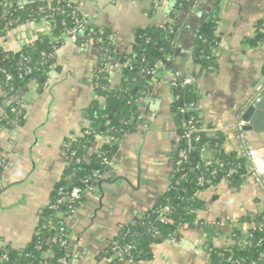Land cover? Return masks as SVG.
Here are the masks:
<instances>
[{"label": "crops", "instance_id": "obj_1", "mask_svg": "<svg viewBox=\"0 0 264 264\" xmlns=\"http://www.w3.org/2000/svg\"><path fill=\"white\" fill-rule=\"evenodd\" d=\"M50 1V0H48ZM88 22L110 31L114 56L104 68L109 88L123 83V64L118 54L128 53L139 28L174 25L173 48L166 55L169 66L156 64L158 78L147 80L149 89L138 100L134 128L125 130L113 158L95 188L65 222L69 229V264H105L103 251L119 230L129 224L146 225L148 214L165 197L180 146L170 68L180 78L191 79V111L205 130L225 136L222 149L239 153L241 143L260 148L264 143V118L258 130L238 137L234 125L247 100L264 85V45L255 42L257 26L264 18V0H191L175 6L174 0H70ZM208 18L215 22L216 45L210 68L195 59V37ZM42 25L21 23L6 35L4 47L18 49L38 38ZM79 43L64 39L56 50L54 67L44 87L21 91L2 103L0 116L9 104L19 101L22 124L0 127V238L13 248L25 246L38 225V214L64 165L67 139L89 127L85 110L93 99L104 107L93 81L100 58L99 45L89 35ZM148 77V75H147ZM263 84V85H262ZM261 96V94H260ZM187 106V105H186ZM244 135V139H243ZM108 137L98 135L88 153L96 152ZM207 165L212 151L200 152ZM203 207L196 211L191 228L183 226L168 240L153 245L152 256L138 264H210L207 246L226 244L233 228L246 229L264 222V186L247 173L240 181L224 178L199 193ZM199 225H211L210 234ZM219 227V228H218Z\"/></svg>", "mask_w": 264, "mask_h": 264}, {"label": "trees", "instance_id": "obj_2", "mask_svg": "<svg viewBox=\"0 0 264 264\" xmlns=\"http://www.w3.org/2000/svg\"><path fill=\"white\" fill-rule=\"evenodd\" d=\"M175 6H186L191 0H174ZM70 0H27L20 4L16 0H0V68L12 75L6 80L0 72V84L6 95L2 103L16 97L21 91L35 86L44 87L48 72L54 67L57 48L62 44L67 32L81 24L77 38L89 35L99 45L100 58L108 61L114 56L110 31L92 23ZM45 21V22H42ZM257 26L254 41L264 45V31ZM31 22L42 25L38 38L18 49H6V35L21 23ZM175 26L167 22L159 26L139 28L135 31V41L128 53L118 54L123 64V83L109 88L104 62L100 61L93 81L97 95L105 99L104 107L95 98L84 111L89 127L81 134L65 141V165L54 184L48 204L38 214V225L32 239L21 248L3 244L0 238V264H69V229L65 218L84 201L88 186L95 188L97 180L110 164L116 151V140L129 128H134L138 115L137 101L149 89L147 75L157 72L156 64L162 61L169 65L165 55L173 48ZM84 34L80 35L79 32ZM215 22L208 18L198 28L195 37V59L202 67L210 68V53L216 45ZM57 38L56 41L50 37ZM264 74V63L262 66ZM142 78V81L140 79ZM191 89L171 87L174 100L171 104L178 130L182 125L191 124L193 135L199 141L187 160H182L179 152L185 149L184 131L179 130L180 146L174 157V171L171 184L165 197L148 214L146 225L140 223L122 227L103 251L105 264H138L152 256L153 245L168 240L183 226L195 221L196 211L203 207L199 193L208 186L224 178L240 181L246 173L245 160L236 152L226 153L222 149L225 136L219 131L212 134L205 130L196 114L183 108L191 104ZM19 101L12 102L0 116V127L12 129L22 124V116L17 112ZM98 135L108 139L100 148L89 154V148ZM212 151L210 162L203 166L201 151ZM108 161V163L106 162ZM232 172V174H230ZM230 174V175H229ZM200 178L203 183L199 182ZM74 188L83 191L78 199L68 196ZM58 200H61L59 203ZM167 206L166 211L164 207ZM226 244L209 243L207 253L210 262L215 264H248L258 259L264 249V222L246 229L233 228L229 231ZM247 240L244 246L242 240ZM65 242V244H62ZM263 264V262H261Z\"/></svg>", "mask_w": 264, "mask_h": 264}, {"label": "built area", "instance_id": "obj_3", "mask_svg": "<svg viewBox=\"0 0 264 264\" xmlns=\"http://www.w3.org/2000/svg\"><path fill=\"white\" fill-rule=\"evenodd\" d=\"M18 3L20 4H24L27 2V0H16ZM264 19V18H263ZM45 22V21H42ZM84 23L89 24L90 22H88V20L84 21ZM81 24H78L76 26H74L71 30H69L66 34V36L64 37V39H70L72 42H75L77 40V32L81 29ZM80 28V29H79ZM260 31H264V21L261 23L260 26ZM51 40L56 41L57 38L54 37H50ZM167 55V54H166ZM165 55V58H166ZM107 58L103 59V66L104 68L106 67L107 61H105ZM168 58H166L167 60ZM109 61V60H108ZM168 61V60H167ZM169 66V65H168ZM167 66V67H168ZM170 71L172 73V78L169 81V84L171 87L174 86H178L181 88H185L186 86L191 84V79L190 78H180L178 76V73L176 71H174L173 68H170ZM0 72H2L4 74V77L6 80H10L12 75L9 73H5L4 70H2L0 68ZM148 75L151 77H153V79L158 78L161 74L158 73H154L153 75H151L150 73H148ZM263 85V84H262ZM264 90V85L260 88L259 93L256 94L255 97H253L252 99H248L247 100V105L255 103L257 101H259L260 98V91ZM138 102V101H137ZM190 110L191 111V105L190 106H186L185 108H183V110ZM19 112V111H17ZM191 124H184L181 126V129L184 131L183 134V138L185 139V149L181 150L179 152V156L181 158V160L178 162L180 163L182 160H187L188 158V154L196 148V143L199 141L197 136L193 135V130L190 127ZM241 126H242V122L241 121H237V123L234 125V127L236 128L237 132H238V137H241ZM237 157L239 158H243L245 160V168H246V173H251L255 176L256 180L262 184V186H264V148H253L250 145H248L247 143L242 142L241 143V149L239 151L238 154H236ZM108 163V161H106ZM4 167V163L3 161H0V173L2 171ZM230 174H232V172H230ZM229 174V175H230ZM199 182L202 184L203 183V179L200 178ZM88 192L92 190L91 186H88L87 188ZM83 195V191L79 188H74L70 194H69V198L70 199H78ZM58 202L60 203L61 200H58ZM164 209L167 211L168 207L165 206ZM70 212L73 213L74 209H70ZM242 244H244V246H246V244H248L247 240H242L241 241ZM62 244H65V242H63ZM264 261V249L261 253V255H259L258 259L256 260H251L248 262V264H261V262ZM210 264H215L210 262Z\"/></svg>", "mask_w": 264, "mask_h": 264}, {"label": "water", "instance_id": "obj_4", "mask_svg": "<svg viewBox=\"0 0 264 264\" xmlns=\"http://www.w3.org/2000/svg\"><path fill=\"white\" fill-rule=\"evenodd\" d=\"M79 34L83 35L84 32L80 31ZM89 38L90 40H93L91 36H89ZM75 42L79 43V39H77ZM147 78L150 79V76L148 75ZM140 81H142V78L140 79ZM260 93H261V96L259 98V101L249 104L241 110L239 121L242 122L241 130L243 132H247L251 130H258L259 127L257 123L259 120L264 118V90H261ZM243 139H244V135H243ZM245 142L247 143V141ZM260 148H264V143L262 147ZM188 226L191 228L192 224H188ZM197 228H202L205 231H207L209 234L212 230L211 225H206V226L199 225ZM263 264H264V261H263Z\"/></svg>", "mask_w": 264, "mask_h": 264}]
</instances>
